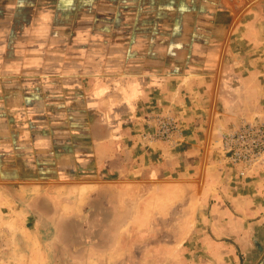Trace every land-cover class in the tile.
Listing matches in <instances>:
<instances>
[{
  "label": "crops",
  "instance_id": "crops-1",
  "mask_svg": "<svg viewBox=\"0 0 264 264\" xmlns=\"http://www.w3.org/2000/svg\"><path fill=\"white\" fill-rule=\"evenodd\" d=\"M157 116L181 140H142ZM241 119H264V0H0V242L70 218L116 264H264V162L215 156Z\"/></svg>",
  "mask_w": 264,
  "mask_h": 264
},
{
  "label": "rangeland",
  "instance_id": "rangeland-1",
  "mask_svg": "<svg viewBox=\"0 0 264 264\" xmlns=\"http://www.w3.org/2000/svg\"><path fill=\"white\" fill-rule=\"evenodd\" d=\"M254 123L262 124L264 126V119L259 120L255 119L253 121H247L241 119L235 126L225 129L221 134L219 139L218 146H215V156L218 159L220 165L224 168V172H230L233 177H239V179H247L249 175L253 174L258 170L262 162H264V148L260 149V146L253 149V147L240 149L241 141L240 139H234L231 134H235L238 129L241 127V123ZM146 134H154V132H144L141 135L142 140H148ZM178 130L170 133L169 137L165 139V142L172 143L177 142L180 139ZM252 139L256 142L264 140L262 135H254ZM150 141V139L148 140ZM238 142V143H237ZM237 143V144H236ZM236 145V146H235ZM247 151L248 159L245 160H235V154L242 153ZM170 197L164 195H152L149 197L150 204L154 207L158 205L165 204L169 199H177V197ZM143 198V197H142ZM194 197L192 201L191 196H187V204L190 202L194 203ZM157 212V209H156ZM157 225H154L151 229L150 235L152 236L153 241H158L161 237H170L172 241H177L179 236L182 234V230L179 229V222L182 219V215L179 213L178 209H172L169 216H166L165 220L157 217ZM162 214V212H161ZM106 218L109 220L112 218L113 213H106ZM126 217V216H124ZM143 218V217H142ZM160 218V219H159ZM187 220L194 219V210L187 211L186 213ZM109 222V221H108ZM169 222V223H168ZM78 221H73L70 218L65 219L62 222L63 227L59 229L60 235L59 238L62 243H50L47 242L49 239V234L54 236V232L50 229L43 230L42 239L43 243H37L34 240V233L39 235V232H36L33 227L30 228V233L27 235L26 240L20 238L22 234H13L9 240L5 242H0V264H116L115 260L106 261L99 254L100 245L95 244L100 242L99 239L102 238L104 241L105 238L102 229L99 227L96 228H83L78 225ZM169 224V227L167 225ZM190 228H188L189 231ZM191 230V229H190ZM53 232V233H52ZM142 234L140 233V236ZM145 235V233H144ZM33 236V237H32ZM40 238V237H39ZM175 250H178L177 248ZM126 262V261H123ZM131 260L127 261V264H130ZM180 264V261L175 259H170L169 261H139V264Z\"/></svg>",
  "mask_w": 264,
  "mask_h": 264
},
{
  "label": "built area",
  "instance_id": "built-area-1",
  "mask_svg": "<svg viewBox=\"0 0 264 264\" xmlns=\"http://www.w3.org/2000/svg\"><path fill=\"white\" fill-rule=\"evenodd\" d=\"M153 126L151 129L147 130L146 132H154V134H146V137L150 141L154 140H161L165 141L170 135V133L178 130L176 121L171 116H157L153 119ZM235 134H231L230 136H233L234 139H240L241 145L240 149L246 148V146H249V148L253 147L256 148L260 146V149L264 148V140H261L259 142H256L252 139L253 134L254 135H262L264 136V126L262 124H254V123H247L243 122L241 123V127L238 129ZM237 142V143H238ZM236 143V144H237ZM236 146V145H235ZM243 151V150H240ZM235 160H245L248 159L247 151H243L242 153L235 154Z\"/></svg>",
  "mask_w": 264,
  "mask_h": 264
}]
</instances>
